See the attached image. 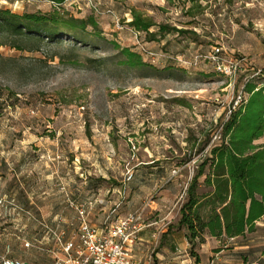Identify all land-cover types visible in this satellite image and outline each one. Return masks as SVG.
<instances>
[{"label": "rangeland", "instance_id": "rangeland-1", "mask_svg": "<svg viewBox=\"0 0 264 264\" xmlns=\"http://www.w3.org/2000/svg\"><path fill=\"white\" fill-rule=\"evenodd\" d=\"M0 7L98 23L75 31L81 43L61 34L0 47V255L10 244L13 258L54 264L44 223L75 222L69 198H100L95 223L111 208L114 216L142 211L155 233L142 245L144 259L169 264L164 249L188 239L180 220L199 166L224 143L247 82L264 85V0H0ZM131 10L187 33L151 40L128 24ZM48 27L68 29L62 21ZM122 48L146 65L125 64ZM218 58L235 64L236 75L221 74ZM220 245H189L177 256L209 264ZM225 250L223 264L264 260V227Z\"/></svg>", "mask_w": 264, "mask_h": 264}, {"label": "trees", "instance_id": "trees-1", "mask_svg": "<svg viewBox=\"0 0 264 264\" xmlns=\"http://www.w3.org/2000/svg\"><path fill=\"white\" fill-rule=\"evenodd\" d=\"M61 1L59 0V2ZM167 1L174 3L182 0ZM131 13L133 18L128 24L138 32L149 35L151 40L157 39L158 36L164 38L171 33H187V30L177 26L156 24L151 18L136 10H131ZM61 21L68 27L64 32H57L48 27L49 24H58ZM88 25L94 29L98 28L97 20L94 17L64 19L37 13L20 14L11 9L0 7V47L10 45L13 48L24 49L20 44L23 39L33 41L37 45L43 38L59 39L61 34H72L75 41L81 43L82 40L75 31L86 29ZM153 27H156V30L152 31ZM43 33L46 36H43ZM9 35L16 36L17 42H8ZM121 53L126 57L125 64L132 67L146 65L138 52L122 48ZM243 96V102L236 110L232 111L230 118L223 126L224 143L219 147L212 148L211 155L199 166L196 176L189 185V200L182 210L180 223L185 225L189 231L188 240L192 248L198 243L204 242L202 233L206 227L211 230L220 229V231H225L228 238H234L243 235L246 229L252 231L254 226L256 229V222L264 216V144L249 147L242 145L251 136L254 127L255 137L264 134V85L247 82ZM243 105L245 106L243 107ZM246 125L251 127L248 132L242 131ZM254 148V152L246 154L248 149ZM215 163L217 170L221 167L228 169L232 195L230 201L222 206L220 212H215L211 221L205 222L201 216L193 213L192 209L197 202L198 179L203 175L207 165ZM221 192L226 193V196H221V202L224 203L228 199V180L221 187ZM249 199H251V203L248 211L247 201ZM214 236L221 237L222 233L214 234ZM243 262L244 264H264L263 256L255 260L244 256Z\"/></svg>", "mask_w": 264, "mask_h": 264}, {"label": "built area", "instance_id": "built-area-1", "mask_svg": "<svg viewBox=\"0 0 264 264\" xmlns=\"http://www.w3.org/2000/svg\"><path fill=\"white\" fill-rule=\"evenodd\" d=\"M216 69L228 77L235 76L237 72L235 64H225L220 58ZM243 97L241 93L236 105L243 102ZM131 178L132 174L129 176ZM4 201L0 197L1 206L5 204ZM68 203L75 212V222L56 218L52 223H44L45 239L54 243V248H51L54 264H138L133 249L140 233L147 227L142 211L114 216L116 209L111 208L102 222L95 223L91 219L93 211L97 207L104 209V202L100 198L84 201L69 198ZM10 251L11 246L8 244L5 254L0 255V264H28L9 256Z\"/></svg>", "mask_w": 264, "mask_h": 264}, {"label": "crops", "instance_id": "crops-1", "mask_svg": "<svg viewBox=\"0 0 264 264\" xmlns=\"http://www.w3.org/2000/svg\"><path fill=\"white\" fill-rule=\"evenodd\" d=\"M244 106L245 105H243V107ZM250 128L251 127H249V125H246L242 129V131L248 132ZM261 144H264V134L262 136L255 137V127H254V129H252L251 136L248 137L242 145L244 147H249V146H259ZM254 151L255 148L248 149L246 151V154ZM216 168H217L216 163L213 165L211 164L207 165L203 175L200 176L198 179V186L196 188L197 202L194 205L192 212L197 213L199 216H201L205 222H210L211 219L213 218L214 213L215 212L219 213L222 206L226 205L230 201L232 195L231 179L228 169L221 167L220 169L217 170ZM227 180H228V199L223 203L221 202V196H226V193L221 192V187ZM200 189H202L203 191L202 193H200ZM250 203H251V199L247 201L248 211L250 208ZM101 211L102 209H99V212ZM106 214H107L106 212L103 213L105 217ZM152 225L153 223L151 224L147 223V227L140 233L139 241L136 243L133 249V254L138 264H148V262L144 259V256L142 255L141 248L143 244L148 242L149 237L155 234L152 233L151 229H149ZM263 227H264V216L256 222V229L255 226L252 231L246 229L243 235H239L234 238H228L226 236L225 231H220V229L211 230L209 227H206V229L202 233L204 236V242L200 243V246L201 247L210 246L214 242L219 244L221 243L222 245L219 246L220 250L214 256H212V259L209 262V264H223L224 262L222 261V253L225 252L226 251L225 249L228 248L229 242H232L234 239L239 237L244 238L249 234L258 233L261 229H263ZM220 232L222 233L221 237L214 236V234H218ZM184 240L185 241L182 244H176L174 242V244L169 245L170 251L164 249V251L167 253L166 255H169L170 257L169 264H183V263L193 262L191 258L181 260L182 257L177 256L178 255L177 253H180L182 249H186L189 245H191L186 237L184 238ZM162 257L163 259H165L164 254H162ZM198 264H203V262L200 261ZM242 264H244L243 260H242Z\"/></svg>", "mask_w": 264, "mask_h": 264}]
</instances>
